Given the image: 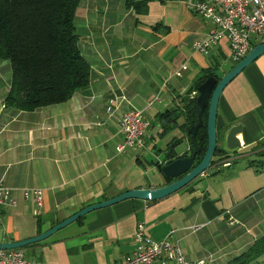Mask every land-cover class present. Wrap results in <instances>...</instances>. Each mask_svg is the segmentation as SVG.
<instances>
[{
	"label": "crops",
	"instance_id": "obj_1",
	"mask_svg": "<svg viewBox=\"0 0 264 264\" xmlns=\"http://www.w3.org/2000/svg\"><path fill=\"white\" fill-rule=\"evenodd\" d=\"M126 1L80 0L75 26L90 81L65 102L33 111L6 106L11 67L0 59V180L17 201L0 206V242L34 237L127 190L165 185L159 170L165 152L172 148L176 158L190 148L184 116L177 117L188 90L203 71L221 76L237 63L226 39L206 54L192 49L212 24L182 0H132L129 7ZM250 42L253 47L264 37L252 35ZM156 95L160 101L145 111L152 125L144 148L118 152L122 114L144 109ZM236 123L242 125L236 156L215 160L164 198L126 199L91 211L24 248L26 256L38 264H119L136 250L133 236L143 222L152 240H179L189 260L226 264L264 236V54L220 95L216 124L222 141ZM160 135L168 138L159 147ZM145 149L158 156L149 165L142 160ZM31 188L42 189V205L23 197ZM253 264H264V256Z\"/></svg>",
	"mask_w": 264,
	"mask_h": 264
},
{
	"label": "trees",
	"instance_id": "obj_2",
	"mask_svg": "<svg viewBox=\"0 0 264 264\" xmlns=\"http://www.w3.org/2000/svg\"><path fill=\"white\" fill-rule=\"evenodd\" d=\"M79 3L80 0H0V59L7 60L11 67L6 106L33 111L65 102L88 85L90 65L80 51L75 26ZM126 4L129 7L134 3L127 0ZM213 74L215 71L207 70L196 78L183 99V112L177 116H184L182 129L191 150L192 137L188 130L197 122L198 112L195 93L191 94ZM171 113L163 114L162 118H169ZM177 117L170 121L176 123ZM195 141L200 147L199 160L207 143L205 124L197 131ZM178 142L176 139L173 145ZM217 151L222 152L220 148ZM165 158L167 162L175 158L172 148L165 152ZM261 256H264V236L226 264H253Z\"/></svg>",
	"mask_w": 264,
	"mask_h": 264
},
{
	"label": "built area",
	"instance_id": "obj_3",
	"mask_svg": "<svg viewBox=\"0 0 264 264\" xmlns=\"http://www.w3.org/2000/svg\"><path fill=\"white\" fill-rule=\"evenodd\" d=\"M182 1L189 11L212 24L204 38L192 42L191 47L197 52L206 54L212 46L226 39L231 60L238 62L251 49L252 35L264 37V0ZM186 68V65L181 67L182 70ZM158 101L160 95L154 96L144 109L129 108L122 114L119 121L121 141L116 147L118 152L144 148L145 137L152 125L150 119L145 116V111ZM22 194L25 199L32 197L39 206L42 205V189H24ZM16 203L12 190L0 180V206L12 207ZM133 239L136 250L124 257L119 264H206L204 259L189 260L179 240L173 239L170 235L159 241L152 240L143 222L137 223ZM0 264H38V262L26 256L23 248H15L0 250Z\"/></svg>",
	"mask_w": 264,
	"mask_h": 264
},
{
	"label": "water",
	"instance_id": "obj_4",
	"mask_svg": "<svg viewBox=\"0 0 264 264\" xmlns=\"http://www.w3.org/2000/svg\"><path fill=\"white\" fill-rule=\"evenodd\" d=\"M264 54V43H259L251 47L249 52L236 64H234L227 72L224 70L221 76L218 72L208 76L195 91V102L198 108L197 122L192 125L188 133L192 137V150L174 158L170 162H166L160 168L162 176L169 180L165 185L153 189H131L122 192L112 198L87 205L72 215L66 217L62 221L56 223L46 231L24 240L13 242H0V250H8L15 248H24L27 245L43 241L56 233L58 230L66 227L70 223L82 218L86 214L96 209L107 207L126 199L140 200H158L164 198L191 183L198 176L204 174L213 161L217 147V109L220 95L225 86L235 78L246 66L252 63L260 55ZM206 110V117L204 112ZM206 125L207 143L206 148L199 160L196 159L200 155V147L195 141L197 131ZM242 125L240 123L229 126L223 134L224 147L222 151L230 150L236 152L240 147L236 135L241 133Z\"/></svg>",
	"mask_w": 264,
	"mask_h": 264
},
{
	"label": "rangeland",
	"instance_id": "obj_5",
	"mask_svg": "<svg viewBox=\"0 0 264 264\" xmlns=\"http://www.w3.org/2000/svg\"><path fill=\"white\" fill-rule=\"evenodd\" d=\"M157 128V125L155 124V127H154V131H155V129ZM183 131H185L184 129H182ZM185 133H186V131H185ZM187 135V134H186ZM166 136V135H165ZM167 137V136H166ZM165 137V138H166ZM158 138H159V140H158ZM158 138H157V140L159 141V143L157 142V145L159 146V145H162V142H163V140H165V138L164 137H162L161 135L160 136H158ZM164 138V139H163ZM168 138V137H167ZM163 139V140H162ZM218 140H217V147L218 148H222V147H224L225 145H224V142L221 140V138H220V136H218V138H217ZM161 140H162V142H161ZM148 143H149V145L151 146L152 145V142L150 141V140H148ZM160 147V146H159ZM183 147V144L181 143V144H179L178 146H177V148H178V150H180L181 148ZM184 149H186V147H184ZM223 152V153H222ZM222 152H220L219 153V151H217V153H215V155H214V157H213V159L214 160H216V161H219V160H224L223 158L224 157H226V156H236L237 154H236V152H233V151H230V150H226V151H222ZM143 158H142V160H143V162H144V164L145 165H149V164H151L152 163V161H155V159L158 157L157 155H156V153H154V152H152L151 150H147V149H145V151L143 152V156H142ZM225 160H228V157L225 159ZM224 160V161H225ZM229 163V162H228ZM230 164V163H229ZM200 176H198L197 178H199Z\"/></svg>",
	"mask_w": 264,
	"mask_h": 264
},
{
	"label": "flooded vegetation",
	"instance_id": "obj_6",
	"mask_svg": "<svg viewBox=\"0 0 264 264\" xmlns=\"http://www.w3.org/2000/svg\"><path fill=\"white\" fill-rule=\"evenodd\" d=\"M217 138H218V136H217ZM218 140V139H217ZM227 157H229V156H226V157H224L223 159L225 160ZM196 159H197V157H196ZM214 160V159H213ZM213 165V161H212V163L210 164V166H209V168L211 167Z\"/></svg>",
	"mask_w": 264,
	"mask_h": 264
}]
</instances>
